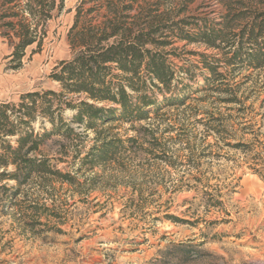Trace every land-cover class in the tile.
<instances>
[{
    "label": "rangeland",
    "instance_id": "374dc122",
    "mask_svg": "<svg viewBox=\"0 0 264 264\" xmlns=\"http://www.w3.org/2000/svg\"><path fill=\"white\" fill-rule=\"evenodd\" d=\"M169 1L173 11L185 6L181 18L218 17L216 0ZM79 2L65 0L46 23L42 51L31 57L29 49L20 69L4 71L0 51L1 97L18 104L25 91H61L49 75L74 54L68 32ZM172 48L175 95L185 104H165L150 124L109 125L126 141L116 159L94 168L82 161L96 133L72 123L75 111L65 107L78 137L51 136L34 155L76 183L34 177L14 195L16 182L0 181V264H264V66L213 74L190 52L217 51L187 41ZM149 94L160 103L171 95ZM31 128L43 134L52 124L37 115Z\"/></svg>",
    "mask_w": 264,
    "mask_h": 264
},
{
    "label": "trees",
    "instance_id": "16d2710c",
    "mask_svg": "<svg viewBox=\"0 0 264 264\" xmlns=\"http://www.w3.org/2000/svg\"><path fill=\"white\" fill-rule=\"evenodd\" d=\"M169 3L80 0L68 32L74 54L60 61L49 75L61 85V91L35 90L21 94L18 104L0 102V181H15L14 195L34 177L57 175L76 183L74 176L55 170L48 158L34 155L51 136L78 137L76 129L62 117L65 107L75 111L72 123L96 133L95 144L82 158L94 168L116 159V154L126 148V141L110 136L109 130L115 126L109 125L126 122L135 128L137 122L150 124L165 104H185L187 96L175 95L178 77L170 56L176 55V48L168 49L175 42L199 43L217 51L190 52L200 56L202 67L213 74L222 75L218 71L225 66H264V0H216L217 18H181L185 6L173 11ZM64 8L65 0H0V35L13 47L12 69L23 66L29 46L35 45L32 54L42 50L46 23ZM182 69L190 72V68ZM155 91L171 95L160 103L149 94ZM69 94L78 96V102L68 101ZM37 115L48 118L52 129L35 134L31 124ZM127 142L137 139L129 137ZM10 166L13 170H8ZM6 189V184L0 186V190Z\"/></svg>",
    "mask_w": 264,
    "mask_h": 264
},
{
    "label": "crops",
    "instance_id": "0c3cea01",
    "mask_svg": "<svg viewBox=\"0 0 264 264\" xmlns=\"http://www.w3.org/2000/svg\"><path fill=\"white\" fill-rule=\"evenodd\" d=\"M33 49V48H35V46H29L27 49H26V56L24 57V59H23V64H24V60H25V58L26 57H29L30 55H29V49ZM5 50H6V55H5V59L7 60V61H9V64H10V66H11V63H10V60H11V55H12V53H13V47H12V45L11 44H9V42L5 39V38H3L1 35H0V51L1 52H5ZM42 51V50H41ZM0 52V53H1ZM31 57H33L34 55H36V54H39L40 52H37V53H34V54H32V50H31ZM30 57V58H31ZM10 66H8V68H4V71H6V72H8V71H16V70H18V69H12ZM20 69V68H19ZM27 92H30V91H25V92H22V93H20L19 95L21 96V94H24V93H27ZM11 99L10 98H5V97H1L0 96V102H11L10 101Z\"/></svg>",
    "mask_w": 264,
    "mask_h": 264
}]
</instances>
